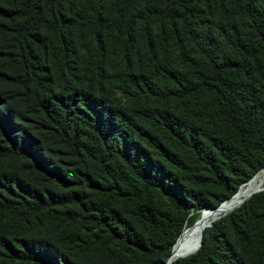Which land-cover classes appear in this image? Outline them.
Masks as SVG:
<instances>
[{
	"label": "trees",
	"instance_id": "1",
	"mask_svg": "<svg viewBox=\"0 0 264 264\" xmlns=\"http://www.w3.org/2000/svg\"><path fill=\"white\" fill-rule=\"evenodd\" d=\"M262 168L264 0H0V264H164ZM169 264H264V189Z\"/></svg>",
	"mask_w": 264,
	"mask_h": 264
},
{
	"label": "bare ground",
	"instance_id": "2",
	"mask_svg": "<svg viewBox=\"0 0 264 264\" xmlns=\"http://www.w3.org/2000/svg\"><path fill=\"white\" fill-rule=\"evenodd\" d=\"M263 186L264 168L258 171L247 184L243 185L232 199H227L228 201L225 200L226 202H222L217 208L203 209L209 211L201 213L193 222V224L184 230L180 239L173 246L171 255H169L170 257L167 258L168 260H166L167 262L165 261L164 264H169L175 258L196 250L199 244L201 231L207 224L232 210L253 192L259 190Z\"/></svg>",
	"mask_w": 264,
	"mask_h": 264
},
{
	"label": "water",
	"instance_id": "3",
	"mask_svg": "<svg viewBox=\"0 0 264 264\" xmlns=\"http://www.w3.org/2000/svg\"><path fill=\"white\" fill-rule=\"evenodd\" d=\"M263 189H264V186H263L262 188H260L259 190H257V191H260V190H263ZM257 191H255V192H257ZM255 192H253V193H255ZM244 200H245V199H244ZM220 203H221V202H220ZM220 203H219V204H220ZM219 204H218V205H219ZM218 205H217V206H218ZM237 206H238V205H237ZM214 208H215V207H214ZM214 208H204V209H214ZM234 208H235V207H234ZM208 225H209V224H207L206 226H208ZM200 235H201V234H200ZM176 239H177V238H176ZM176 239H175V241H176ZM175 241H174V242H175ZM172 245H173V244H172ZM198 245H199V244H198ZM170 250H171V249H170ZM187 255H188V254H187ZM168 256H169V254H168ZM168 256H167V257H168ZM184 256H186V255H184ZM167 257L165 258V260L167 259ZM179 257H183V256H179ZM165 260H164V262H165ZM164 262H163V263H164Z\"/></svg>",
	"mask_w": 264,
	"mask_h": 264
},
{
	"label": "rangeland",
	"instance_id": "4",
	"mask_svg": "<svg viewBox=\"0 0 264 264\" xmlns=\"http://www.w3.org/2000/svg\"><path fill=\"white\" fill-rule=\"evenodd\" d=\"M224 215V214H223ZM222 216V215H221ZM193 252V251H192ZM192 252H190V253H192ZM187 254H189V253H187ZM187 254H183V255H187ZM183 255H181V256H183Z\"/></svg>",
	"mask_w": 264,
	"mask_h": 264
}]
</instances>
